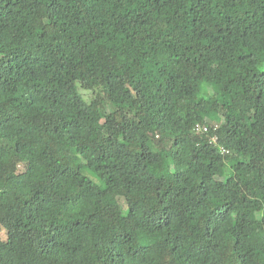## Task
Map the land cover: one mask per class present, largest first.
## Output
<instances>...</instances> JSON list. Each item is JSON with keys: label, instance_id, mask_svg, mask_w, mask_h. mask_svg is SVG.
<instances>
[{"label": "trees", "instance_id": "trees-1", "mask_svg": "<svg viewBox=\"0 0 264 264\" xmlns=\"http://www.w3.org/2000/svg\"><path fill=\"white\" fill-rule=\"evenodd\" d=\"M0 228V264H264V0H0Z\"/></svg>", "mask_w": 264, "mask_h": 264}, {"label": "built area", "instance_id": "built-area-1", "mask_svg": "<svg viewBox=\"0 0 264 264\" xmlns=\"http://www.w3.org/2000/svg\"><path fill=\"white\" fill-rule=\"evenodd\" d=\"M213 129V130H216L218 128V126L216 124H211V125H205V124H197L195 127H194V131L197 132V133H200V134H204V133H208L209 130ZM217 141V138L216 137H213L212 138V142L216 143ZM221 153H226V151L224 149H221Z\"/></svg>", "mask_w": 264, "mask_h": 264}, {"label": "rangeland", "instance_id": "rangeland-1", "mask_svg": "<svg viewBox=\"0 0 264 264\" xmlns=\"http://www.w3.org/2000/svg\"><path fill=\"white\" fill-rule=\"evenodd\" d=\"M109 108H107V112H109ZM206 122H207V124L208 125H211V124H216V122L214 121V120H212V119H206ZM119 201H120V203L125 207L126 205H125V201H124V199L123 198H119ZM5 238V233H4V230H2L1 228H0V239H4Z\"/></svg>", "mask_w": 264, "mask_h": 264}]
</instances>
